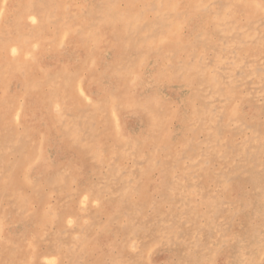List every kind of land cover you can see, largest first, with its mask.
Instances as JSON below:
<instances>
[{
    "label": "rangeland",
    "instance_id": "obj_1",
    "mask_svg": "<svg viewBox=\"0 0 264 264\" xmlns=\"http://www.w3.org/2000/svg\"><path fill=\"white\" fill-rule=\"evenodd\" d=\"M0 264H264V0H0Z\"/></svg>",
    "mask_w": 264,
    "mask_h": 264
},
{
    "label": "bare ground",
    "instance_id": "obj_2",
    "mask_svg": "<svg viewBox=\"0 0 264 264\" xmlns=\"http://www.w3.org/2000/svg\"><path fill=\"white\" fill-rule=\"evenodd\" d=\"M152 77V76H151ZM231 117V116H230ZM123 215V214H122ZM7 233V232H6Z\"/></svg>",
    "mask_w": 264,
    "mask_h": 264
}]
</instances>
